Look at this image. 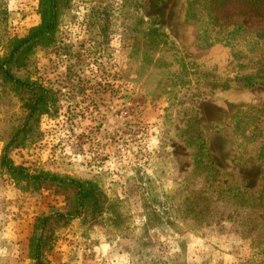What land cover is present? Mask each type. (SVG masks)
Wrapping results in <instances>:
<instances>
[{
    "label": "rangeland",
    "instance_id": "obj_1",
    "mask_svg": "<svg viewBox=\"0 0 264 264\" xmlns=\"http://www.w3.org/2000/svg\"><path fill=\"white\" fill-rule=\"evenodd\" d=\"M42 3L0 0V59ZM11 66L33 87L0 74V264H34L37 217L73 200L11 174L13 139L14 165L96 187L52 263L264 264V0H59Z\"/></svg>",
    "mask_w": 264,
    "mask_h": 264
},
{
    "label": "trees",
    "instance_id": "obj_2",
    "mask_svg": "<svg viewBox=\"0 0 264 264\" xmlns=\"http://www.w3.org/2000/svg\"><path fill=\"white\" fill-rule=\"evenodd\" d=\"M58 2L59 0H43L41 5L42 21L40 25L32 29L25 37L15 40L9 56L0 59V74L7 80L13 81L15 84L26 89L33 87L30 81L22 80L12 72L11 62L23 48L31 46L38 40L45 39L53 34L57 26ZM45 93L46 90L41 88V94L39 95L41 100L44 98ZM35 110L38 111L39 108H33L32 114L35 113ZM12 142H14V139L5 148L3 165L9 169L14 177L56 181L62 183V186L69 187L71 192H73V200L70 202L71 205L66 211H52L51 213H43L37 217L33 233L30 237L29 256L34 264H55L47 258V252L53 249L59 240L60 236L56 235L59 226L58 223L63 222L66 225L72 218L80 215L82 213L81 208L86 202L92 205L93 211H96V204H98V195L95 192L96 187L91 182L49 175L48 173L31 174L24 167L14 165L7 155V150ZM262 149L264 151V144Z\"/></svg>",
    "mask_w": 264,
    "mask_h": 264
}]
</instances>
